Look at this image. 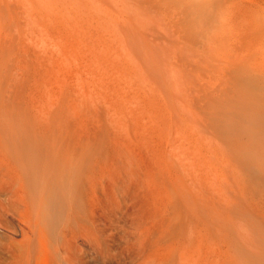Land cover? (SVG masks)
Returning <instances> with one entry per match:
<instances>
[{
    "label": "rangeland",
    "instance_id": "1",
    "mask_svg": "<svg viewBox=\"0 0 264 264\" xmlns=\"http://www.w3.org/2000/svg\"><path fill=\"white\" fill-rule=\"evenodd\" d=\"M213 6L0 0V165L81 164L0 179V264H264V48Z\"/></svg>",
    "mask_w": 264,
    "mask_h": 264
},
{
    "label": "bare ground",
    "instance_id": "2",
    "mask_svg": "<svg viewBox=\"0 0 264 264\" xmlns=\"http://www.w3.org/2000/svg\"><path fill=\"white\" fill-rule=\"evenodd\" d=\"M212 3L214 4V6H213L214 12H215L214 24H215L216 32L221 33L222 36H227L229 39L231 37V38H235V40L242 41V43L240 45L239 55H241V53L243 51L242 49L245 48V42H249V43L257 42L260 45V48H262V47L264 48V0H212ZM235 51H237V50L234 48L230 49V52L232 55L235 54ZM259 53L264 55V52L259 51ZM59 140H60V137H59ZM70 141H71V139H70ZM70 143H72V142H70ZM64 145H66V144H64ZM76 149H77V147H76ZM21 150H23V149L21 148ZM31 152H32V150H31ZM23 153L26 154V152H23ZM29 153L30 152H28V154ZM61 155H62V153H61ZM67 155L65 154V155L59 156L56 163L54 162V167L56 166V170L59 171V176H61L62 178L61 177L55 178L54 176H53L54 178L52 176H49L50 179L45 178V176L43 175V172H44L43 169H44V167L46 168L47 166H44L43 164L39 163L40 165H38L39 166V168H38L37 162H34L35 163L34 164V163H32V161H29L28 164H25V165L21 164V167H19V168H18V166H14V165H16L15 163H13L14 165L10 164V163L5 165V166L0 165V179H2V177H3V179H6L7 177H9V178L11 177L10 180L11 179H18V181L20 182L19 189H21V190H19V189L15 190L13 188H10V186H9V188H8L9 189V196H8L7 202L9 201V203H16V204L22 205L26 208L30 206V201H29L25 191L23 190L24 186L22 185V182H21L22 178L20 177L21 174H19V172L24 173L26 180H27L28 184H30L32 186V189H34L35 191L38 190L41 194H44L46 199L49 196L48 195L50 192L49 189L51 188L50 185H54L55 183H57L56 185H58L61 193L63 195L65 194L67 196L68 183L72 179L76 178V176H77L76 168L79 167V165H81L80 161H78V157H76V156L73 157L72 154H70V155L67 154ZM23 156H24V154H23ZM43 158H44V156H43ZM47 160H48V157H47ZM36 161H37V159H36ZM47 165H49V163ZM1 167H3V168L5 167V168L3 169ZM50 168L52 169V167H50ZM9 178H8V180H9ZM44 183L46 184V188H44ZM16 185H19V184H16ZM14 186H15V184H14ZM14 186H12V187H14ZM54 187H52V188H54ZM2 191L6 192L5 189L1 188L0 192H2ZM50 193H52V191ZM0 195H2V194L0 193ZM44 196H43V198H44ZM58 197H60V194L57 196V198ZM49 198H50V196H49ZM46 199H44V200H46ZM59 199H62V197H60ZM47 200H46V202H47ZM49 201H50V199H49ZM61 201L59 200L55 204L53 201V204L55 205V207L58 210L57 214H60L59 213L60 210L62 211L64 209L63 208L64 200H63V202H61ZM44 203H45V201H44ZM43 206L44 205L42 202L41 207H43ZM56 208H54V209H56ZM62 212H61V214H62ZM64 212H66V211L64 210ZM70 216H75L74 211H72ZM43 220H47V219H43ZM49 220H48V222H49ZM54 221H56V219ZM56 222L54 223L55 225H56ZM45 232L46 231L44 230V227L41 226L40 227L41 236L45 237V235H46Z\"/></svg>",
    "mask_w": 264,
    "mask_h": 264
}]
</instances>
